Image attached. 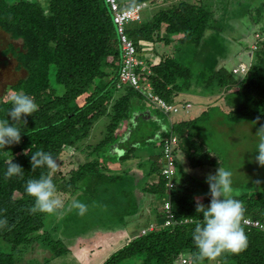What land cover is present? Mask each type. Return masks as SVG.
I'll use <instances>...</instances> for the list:
<instances>
[{
    "label": "trees",
    "instance_id": "obj_1",
    "mask_svg": "<svg viewBox=\"0 0 264 264\" xmlns=\"http://www.w3.org/2000/svg\"><path fill=\"white\" fill-rule=\"evenodd\" d=\"M119 2L128 8L146 4L142 20L128 24L125 32L136 47L137 57L146 62L141 79L152 85L155 94L181 107L190 102L181 103L180 95L200 88V93L218 96V100L223 96L229 122H248L256 130L264 125V39L255 46L249 71L242 78L223 65L216 68L200 61L187 65L180 57L185 50L198 49L208 32L223 31L211 5L205 0H180L146 17L144 10L155 0ZM255 14L262 19L259 11ZM0 32L10 39L0 52V72L6 68L22 74L0 97V119L8 118L11 97L18 91L30 94L38 104V110L27 117V124L19 122L23 130L21 142L0 148V218L8 220V225L0 228V264H39L26 261L36 245L50 251L44 264L70 252L63 238L56 235L66 216L59 218L60 223L57 220L48 225L47 213L29 211L33 198L24 190L26 181L49 172L57 194L72 196L81 190L85 203L92 205L90 208L96 207L95 215H105L102 209L108 208L106 212L116 215L107 217L112 222L107 224L112 227L118 224L117 227L126 229L134 224L148 198L161 203L159 208H153L154 229L143 235L138 229L139 233L102 264H177L185 254L191 255L189 264L208 262L197 259L192 231L202 218L196 212L197 198L207 205L210 194L209 190L196 193L203 186L196 185L199 173L193 170L207 173L202 168L213 166L214 172L223 167L224 160L218 149L209 148L212 134L203 132L200 126L208 117L207 111L171 125L158 110L163 115L162 127L153 125L150 134L145 131L142 117L137 116L139 107L148 102L145 93L125 84L118 87L122 42L106 0H0ZM161 43L173 52H158L156 47ZM59 86L64 88L63 93H59ZM125 125L124 132L119 133ZM92 132L103 134L94 141ZM172 132L178 143L173 150L176 174L171 178L174 188L170 191L169 179L162 173L161 148ZM153 141L160 146L158 153L136 154L139 147L142 149ZM84 143L94 160L78 166L70 176L58 167L32 171L30 159L35 151L51 152L58 162L68 147L80 148ZM104 155L116 158L115 170L105 162ZM12 157L24 168V174L5 179V161ZM131 159H138L139 163L125 167V162ZM137 169L143 171V177L138 176ZM108 191L122 199L121 206L111 209L112 212L109 210L112 205L105 203ZM232 195L245 208L241 226L248 238L247 247L238 254L226 253L216 261L264 264V231L243 223L244 219H251L264 224V173ZM167 199L171 202L170 212L179 221L175 225H165ZM67 206L69 203L63 210L67 211ZM153 222L139 223V227L149 228Z\"/></svg>",
    "mask_w": 264,
    "mask_h": 264
},
{
    "label": "rangeland",
    "instance_id": "obj_2",
    "mask_svg": "<svg viewBox=\"0 0 264 264\" xmlns=\"http://www.w3.org/2000/svg\"><path fill=\"white\" fill-rule=\"evenodd\" d=\"M155 1L156 3L150 4L144 10L146 17H150L151 14L157 12L160 8H167L180 2V0ZM194 1L196 2L197 0H193V2ZM205 2L211 5L213 10L217 13V21L220 26H223V31H220V33L208 32L198 49L190 48L185 50L184 55L180 57L186 61L185 63H187V65H193V61H200L207 66H215L216 68L222 65L226 66L233 70V72L236 71L235 74L238 78H242V76L247 75L249 71L255 46L260 39H264V0H205ZM249 11H253V13H249ZM258 11L263 16L261 20L257 19V15L255 14V12ZM9 42V37L0 32V52L2 48L7 47ZM246 44L249 45V48L246 47ZM156 48L160 53L173 52L171 47L163 43L158 44ZM21 75L20 72L12 70L9 72L6 68L0 72V97L6 91L5 89H7L10 84L15 83ZM52 82L56 84L54 77ZM58 88L59 93L64 92L62 86ZM199 91H201L200 88H198L197 92L192 91L180 95L178 100L181 103L190 102L192 107L187 109L184 106L185 104H183V107L181 106L177 113L171 115L169 121L173 120V122L176 123L182 120L192 119L199 116L204 110L207 111L208 117L200 124L203 132H206L208 135L212 134V138H209L211 145H207L212 150H219L221 160H224L223 167L230 169L233 173L232 193L238 194L243 185L253 181L254 178L264 173V166H260L254 160V134L257 130L248 122H229L228 116L226 115L229 109L226 106V101L223 96L218 100V96L205 95L203 92L200 93ZM146 109L147 108L143 106L137 113L144 115L143 113ZM102 120L104 122L103 126H105L106 118ZM146 122L147 120L145 121L143 119L142 124L144 125L145 131L150 134L153 131L152 125ZM101 127L102 125L96 129H100ZM94 136V141H98L102 137L98 134ZM152 143L153 144H146V146L144 145L145 147H142V149L139 147L137 149L138 151L136 150V154L142 156L147 152L158 153L161 149L163 151V148L160 149L158 142L154 143L153 141ZM86 145L87 144L84 143L80 148L68 147L61 160L58 161L59 170L67 177L70 176L71 171L78 168V166H81L88 160H94V157L91 155V150L88 149ZM104 160L106 163H109L111 169H114L113 166L116 164V158L114 156L108 155L106 157V155H104ZM133 162L138 163V160H128L125 162L124 166H131ZM125 167L121 170H124ZM213 168V166H208V168L202 169L208 170L209 173H215V171L213 172L212 170ZM201 171V169L193 170L195 174L199 173V178H195L197 181L196 185L203 186L201 189L198 188L196 193H203L209 190V186L206 183L208 172L201 173ZM130 179L135 182L132 177H130ZM113 187L115 188V186ZM117 189L121 188L117 187ZM80 192L81 190L77 195L72 196L68 194H57L64 204V207L60 209L62 212L59 211L58 213L47 214L48 225L57 220L58 223H60L59 218H61V216H66L62 219L61 228L56 235L62 237L64 240L63 242L70 248V252L67 255L58 257L48 264L103 263L113 252L121 248L126 242H129L133 236L136 235L135 233H139L138 229H140L139 234H141L143 228L139 227V223L142 225L150 220L152 222L155 220V214H153L154 209L159 208L161 204L156 202L152 197L145 200L142 205L140 216L136 219L134 224L124 229L117 227L118 224L115 227L107 224L112 223L107 217L113 218L116 216H111L109 212H106L108 208H106V210L102 209L106 213L105 215H95L94 212L96 211V207L90 208L92 205L88 206V203H85V196ZM108 194L107 201H104L106 205H112V207L109 208L112 212L111 209L121 206L120 203L122 199L118 197V194L113 193L112 196L110 192ZM73 200H78L88 206V210L83 216L79 215L76 209L63 210L66 208V204L69 203L70 205ZM136 222L137 224H135ZM155 224L156 223L153 222L151 225L155 226ZM147 229L148 228H145V230ZM42 232L43 231H41V233ZM36 247L34 251L27 254L26 261H29V263L38 261L39 264H44V258L50 257V251L44 250L38 245H36ZM183 258L191 259V255L185 254L181 256L177 264H182ZM199 264H209V262ZM211 264L220 263L212 261Z\"/></svg>",
    "mask_w": 264,
    "mask_h": 264
},
{
    "label": "clouds",
    "instance_id": "obj_3",
    "mask_svg": "<svg viewBox=\"0 0 264 264\" xmlns=\"http://www.w3.org/2000/svg\"><path fill=\"white\" fill-rule=\"evenodd\" d=\"M11 105L8 118L0 119V148L20 143L23 130L19 122L27 124V117L38 110V104L34 98L24 91H18L12 95ZM254 136V160L260 166H264V125L258 128ZM5 163L7 164V169L3 173L5 179L23 177L24 168L14 162L13 157ZM30 164L32 171L43 168L54 170L58 167L57 159L51 152L42 149L31 154ZM232 176L230 169L221 166L215 173H208L206 183L209 186L210 201L205 205L197 198L196 212L202 218L195 224L192 240L197 259L207 260L209 264L226 253L238 254L247 247L248 238L241 226L245 208L243 202L232 195ZM24 190L29 197L33 198L29 209L31 213L53 214L64 207L63 201L57 196V187L51 172L47 175L41 173L39 178L28 179ZM72 209H76L78 214L83 216L88 206L73 200L68 206V210ZM7 225V218H0V228Z\"/></svg>",
    "mask_w": 264,
    "mask_h": 264
},
{
    "label": "built area",
    "instance_id": "obj_4",
    "mask_svg": "<svg viewBox=\"0 0 264 264\" xmlns=\"http://www.w3.org/2000/svg\"><path fill=\"white\" fill-rule=\"evenodd\" d=\"M106 1L113 12L114 22L118 27L122 42V67L120 71V83L118 87L122 88L121 86L125 84L135 88L136 90L144 92L148 103L153 105L156 109L160 110L166 117H168V119H170V115L173 113H177L180 107L168 103L162 97L155 94L153 92L152 85L148 81L141 79V71H144V69L146 68V62L144 60H140L137 57L136 47L133 41L127 36L125 32V28L128 24L132 22H139L142 20V10L146 6V4L128 8L125 5H122L119 0ZM234 73H236V71H234ZM185 107L189 109L192 107V105L188 103L185 105ZM173 123L174 122L170 120V124L172 125ZM177 143L178 137L174 132H172L170 137H168L164 141V144L162 146L164 153V167L162 169V173L166 176L167 179H169V182H167V188L170 191L174 188V183L172 182L171 178L176 174V162L173 150ZM169 199L165 201V208L168 210L165 220L166 226L175 225L179 222L170 212L171 202ZM243 223L245 225L255 227L264 231V224L259 220L244 219ZM153 229L154 225H150V228H148L147 230L143 229L141 231V235ZM182 263L189 264L191 263V260L183 258Z\"/></svg>",
    "mask_w": 264,
    "mask_h": 264
},
{
    "label": "crops",
    "instance_id": "obj_5",
    "mask_svg": "<svg viewBox=\"0 0 264 264\" xmlns=\"http://www.w3.org/2000/svg\"><path fill=\"white\" fill-rule=\"evenodd\" d=\"M143 106H145L147 108L145 110V112L143 113L144 115H140V114L137 113V116L142 117V119H144L145 121L147 120L146 123H150V125H152V126L155 125L156 127L161 128L162 127V125H161L162 123L161 122L163 120L162 119L163 115L161 113H159L160 110L158 111V109L153 108L152 106H150V104H147L146 102H144ZM143 106H141V107H143ZM141 107H139V108H141ZM126 127H127L126 125L123 126V129L122 130H119V133L120 132H124V130H125ZM96 132H99V131L96 130ZM97 134L99 136H101L103 133H94V132H92V135H97ZM130 135H131V133L129 131L128 138L130 137ZM91 138H92V136H91ZM145 157L148 158V155L145 154ZM138 163H139V160H138ZM136 172H137V174H138L139 177H143L144 176V173H143L142 170L137 169Z\"/></svg>",
    "mask_w": 264,
    "mask_h": 264
}]
</instances>
